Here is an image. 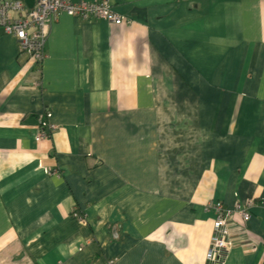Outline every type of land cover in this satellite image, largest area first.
I'll return each instance as SVG.
<instances>
[{"label":"crops","instance_id":"0c3cea01","mask_svg":"<svg viewBox=\"0 0 264 264\" xmlns=\"http://www.w3.org/2000/svg\"><path fill=\"white\" fill-rule=\"evenodd\" d=\"M68 1L129 22L0 33V264H208L217 202L264 264V0Z\"/></svg>","mask_w":264,"mask_h":264},{"label":"built area","instance_id":"2783aa9c","mask_svg":"<svg viewBox=\"0 0 264 264\" xmlns=\"http://www.w3.org/2000/svg\"><path fill=\"white\" fill-rule=\"evenodd\" d=\"M33 3L29 9L19 0H0V33L15 39L19 51L27 54L35 64H40L46 57L47 31L59 14L79 20H103L113 26L129 22L112 12L102 1L72 4L68 0H33ZM13 14H21V17L13 18ZM205 210L213 215L206 261L208 264H222L242 235H247L245 226L250 215L245 207L238 204L225 210L219 202L209 203ZM73 217L80 224H85L82 215L74 213Z\"/></svg>","mask_w":264,"mask_h":264},{"label":"water","instance_id":"95a60500","mask_svg":"<svg viewBox=\"0 0 264 264\" xmlns=\"http://www.w3.org/2000/svg\"><path fill=\"white\" fill-rule=\"evenodd\" d=\"M23 3L25 4V6L27 8H32V5H33V0H23Z\"/></svg>","mask_w":264,"mask_h":264}]
</instances>
